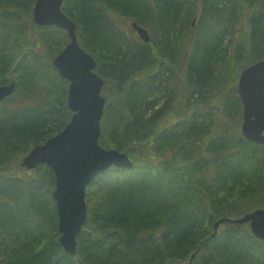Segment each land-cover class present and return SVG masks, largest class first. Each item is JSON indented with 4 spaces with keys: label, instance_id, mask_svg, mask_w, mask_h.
Here are the masks:
<instances>
[{
    "label": "trees",
    "instance_id": "16d2710c",
    "mask_svg": "<svg viewBox=\"0 0 264 264\" xmlns=\"http://www.w3.org/2000/svg\"><path fill=\"white\" fill-rule=\"evenodd\" d=\"M35 1L0 0V85L17 84L0 104V113L8 111L0 117V186L6 179L22 184L0 193V264H184L194 253L192 264H264V241L249 224H224L211 236L220 217L264 208V145L243 137L234 91L242 69L264 59V0H64L81 45L120 93L118 120L112 101L106 104L100 144L134 162L99 173L88 186L74 256L59 243L53 170L40 164L36 176L20 174V159L72 116L67 80L41 57L46 48L58 54L64 47L37 35L40 28L63 30L33 22ZM246 9L249 25L239 17ZM115 14L153 25L157 41H132ZM43 66L61 82V107L57 99L49 108L41 100L54 96L39 82ZM36 81L39 99L24 94ZM206 102L230 112L218 116ZM36 180L46 183L45 192L32 188Z\"/></svg>",
    "mask_w": 264,
    "mask_h": 264
},
{
    "label": "water",
    "instance_id": "95a60500",
    "mask_svg": "<svg viewBox=\"0 0 264 264\" xmlns=\"http://www.w3.org/2000/svg\"><path fill=\"white\" fill-rule=\"evenodd\" d=\"M63 2L36 0L33 20L39 26H56L68 34L69 42L52 63L70 82L67 104L72 116L59 133L33 146L20 164L30 170L43 163L53 170L56 181L52 196L58 211L59 243L66 253L74 256L78 236L87 220V187L99 173L110 167L128 169L134 163L127 152L100 144L106 104L102 93L105 80L96 72L94 56L81 45L77 25L63 11ZM132 27L143 41L151 40L146 27L136 21L132 22ZM15 87V81L0 85V102L12 95ZM234 91L243 105V137L264 145V59L242 69ZM224 224H249L253 235L264 241V208H255L238 217H220L214 222L213 237ZM195 256L196 253L184 264H192Z\"/></svg>",
    "mask_w": 264,
    "mask_h": 264
},
{
    "label": "rangeland",
    "instance_id": "374dc122",
    "mask_svg": "<svg viewBox=\"0 0 264 264\" xmlns=\"http://www.w3.org/2000/svg\"><path fill=\"white\" fill-rule=\"evenodd\" d=\"M198 6H199V11H198V16L200 15L199 14V12H200V4L198 3ZM250 15H251V13H250V10L249 9H246V11H243V12H239V17H240V20H247V21H245V24L244 25H249V24H247V22H249V20H248V17H250ZM115 16V20H116V22H117V24L118 25H120L121 26V28L123 29V30H125L126 32H127V35H128V37H133L132 39V41H134V42H136V40H141V38L139 37V35L137 34V32L134 30V29H132V21H134L133 19H126V18H124V16H121V15H119V14H115L114 15ZM198 16H196V17H193L192 18V21H193V19L194 18H196V20L194 21V23H192V25H193V27H195L196 25H197V21H198ZM33 20V19H32ZM34 22V21H33ZM220 25H224L223 23H219ZM39 26V25H38ZM117 26V25H116ZM147 29H148V31L150 32V34H151V39H152V41H157V31L153 28V25H148V23H146L145 25H144ZM41 27V26H40ZM56 27V26H55ZM192 27V26H191ZM58 28V27H57ZM59 29H61V28H59ZM63 31H61V32H52V31H48L47 29H44V28H40L38 31H37V35H39L40 37H42L43 35H46L49 39L50 38H52V41L53 42H55V43H57L58 45L61 43V46H65V44L66 43H68L69 42V37H68V34H67V32L64 30V29H62ZM159 32V31H158ZM230 37H231V35H229V37H228V41H225V43L227 44H229V41H230ZM63 41H65V44H63L62 42ZM151 41V40H150ZM82 42V41H81ZM145 43H148V42H145ZM227 44V45H228ZM229 47V46H228ZM57 49H55L54 50V48H46V50H45V53H43V54H41L42 56V61L43 62H45V61H49L50 62V65H52V67L53 68H55L54 67V65H53V63H52V61H53V58L56 56V54L57 53H54L55 51H56ZM48 53H50L49 54V56H50V59L48 60ZM42 62V63H43ZM56 69V68H55ZM40 71L42 72V73H45V75H44V77H45V80H44V84H45V86H49V89L53 92V94H54V96L51 98V101H48V100H44V99H41V100H43V102H44V106H45V108H49L50 107V104H53V99H57V101L60 103V107L62 106L61 105V102H62V100H63V97H62V87H60V86H57V85H60L61 84V82H56V80L53 82L51 79L53 78V76H54V72H47V69L43 66V68H40ZM56 71H57V69H56ZM57 73H58V71H57ZM59 74V73H58ZM169 75V71L167 72V71H165L164 72V74L161 76V79H160V81H163V82H165L166 80H167V76ZM59 76L64 80L65 78H63L60 74H59ZM49 81H51L52 83H50L51 84V86H50V84L48 83ZM105 81H106V83H107V85H104V87H103V90H102V92H103V94L105 95V97H106V104H107V106L110 104V101H112V103H113V107L115 108V112H116V117H115V119L116 120H118V115H119V112L118 111H120L119 109H120V93H118V89H117V87H116V84L113 82V78L111 77V76H109V77H107V80H106V78H105ZM108 81V82H107ZM69 80L67 81V89H68V87H69ZM33 87H34V85H31V87H30V89H33ZM40 87V86H39ZM52 89H51V88ZM16 91V90H15ZM20 91H21V89H20ZM40 94H43V90L40 88V90L37 92V94L35 93L33 96H35L37 99H39V97H38V95H40ZM30 101V100H29ZM35 101L36 100H33V101H30V103H32V104H35ZM163 101V100H162ZM161 101V102H162ZM66 104H67V100H66ZM210 103L209 102H206V104H205V108L206 109H212V108H214V109H216V112L217 113H219L218 114V116L219 115H225V114H227L228 112H230V108H228V109H226L225 108V106H222V107H212V106H210L209 105ZM217 104V101L215 100V99H213L212 101H211V105H216ZM70 110V109H69ZM5 111H7V109H5ZM72 112V111H71ZM3 113V112H2ZM1 117V116H0ZM64 116L61 114L60 115V118H63ZM231 119L234 121V119H236L235 118V113H234V111L233 112H231ZM241 126H240V123H239V128H240ZM23 158V157H22ZM20 161H21V159H20ZM20 164V163H19ZM43 165H46V164H43ZM20 166H21V164H20ZM47 166V165H46ZM22 167V166H21ZM20 167V168H21ZM20 174L22 175V176H24V177H28V178H32V176H36V171L35 170H26V169H24L23 167L21 168V172H20ZM20 176V175H19ZM45 179H46V182L47 183H49V181H50V177L49 176H47V178H46V176H43ZM44 178H43V180H44ZM34 180V179H33ZM43 180H41V181H33V183L31 184L32 185V188L33 187H37V191H40V192H45L46 190H47V187H46V183L45 184H42L43 186L41 187L40 186V184H41V182H43ZM45 181V180H44ZM2 183H4L3 185V187H5L8 191H12V190H10L9 188L11 187V188H17V189H19V188H21L22 187V184H21V182H18V180H16V179H6V180H4ZM92 189H94V187L92 188ZM90 190V192H89V194H90V199L92 200V202H95L96 201V199H95V195H96V192L95 191H93V190ZM53 197V196H52ZM54 199V198H53ZM14 204H16L15 202H14ZM218 231H219V229H218Z\"/></svg>",
    "mask_w": 264,
    "mask_h": 264
},
{
    "label": "bare ground",
    "instance_id": "6f19581e",
    "mask_svg": "<svg viewBox=\"0 0 264 264\" xmlns=\"http://www.w3.org/2000/svg\"><path fill=\"white\" fill-rule=\"evenodd\" d=\"M195 21V19L193 20V22ZM45 80V78H42V80H40L39 82L41 83V82H43ZM38 81V80H37ZM37 81L36 82H34V87H33V89H30V88H28L27 87V90H26V92L24 93L25 95H34L35 93L37 94V92L40 90V87H39V85L37 84ZM157 82V81H156ZM160 82V85H163V86H165V83H166V81L165 82H163V81H159ZM16 83V82H15ZM162 86V87H163ZM16 88H17V84H16V87H15V90H16ZM15 92V91H14ZM13 95V94H12ZM12 95L11 96H8V97H6L4 100H6V99H8V98H11L12 97ZM4 100H2L1 102H0V104L4 101ZM25 100H29L28 98L26 99H23V103H26L25 102ZM24 114H25V112L24 111H21L17 116L19 117H23L24 116ZM6 116V115H8V111H3V113H0V116ZM121 151V150H120ZM124 152V151H123ZM4 186V185H3ZM3 186H0V193H2V196H6V193L8 192L7 191V189L5 188V187H3ZM87 195V194H86ZM86 205H87V209H88V203H87V200H86ZM155 229H153L152 231H150V233L149 234H152V235H154V233H155V231H154ZM212 236V235H211ZM213 237V236H212Z\"/></svg>",
    "mask_w": 264,
    "mask_h": 264
}]
</instances>
